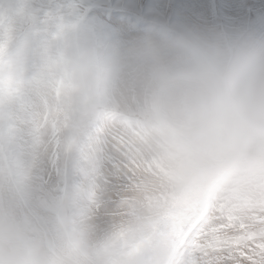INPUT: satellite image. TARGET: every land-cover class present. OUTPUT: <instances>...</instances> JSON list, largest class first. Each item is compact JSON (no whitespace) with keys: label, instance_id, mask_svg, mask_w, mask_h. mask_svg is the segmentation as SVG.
Masks as SVG:
<instances>
[{"label":"clouds","instance_id":"1","mask_svg":"<svg viewBox=\"0 0 264 264\" xmlns=\"http://www.w3.org/2000/svg\"><path fill=\"white\" fill-rule=\"evenodd\" d=\"M76 29L58 11L0 0V76L63 109L58 149L81 174L73 197L41 198V215L22 192L53 145L0 160V264H155L170 252L153 234L169 205L264 207V36L181 26L100 47Z\"/></svg>","mask_w":264,"mask_h":264},{"label":"rangeland","instance_id":"2","mask_svg":"<svg viewBox=\"0 0 264 264\" xmlns=\"http://www.w3.org/2000/svg\"><path fill=\"white\" fill-rule=\"evenodd\" d=\"M9 1L26 3L40 10H55L70 17L77 24L74 40H95L100 47H106L117 39H135L167 27L181 26H194L203 31L224 30L264 36V0ZM32 27H42V24L39 21L35 26L18 23L17 35L23 36ZM2 77L7 76H0V83L7 81V84H20ZM39 97L40 108L35 113L38 119L30 121L33 128L30 135L20 137L12 124L4 128L0 122V160L9 156L31 155L37 151L34 145H41L45 139L53 145L36 156L31 169V181L22 192L26 208L46 215V211L40 207L41 198L60 202L73 197L81 174L75 154L58 149L69 127L67 114L50 102L48 97ZM29 101L33 103L30 97ZM42 105L45 111L40 122ZM111 180L108 194L114 197L122 185L115 177ZM152 206L159 208L161 205L157 201ZM260 208L259 205L249 208L246 216H240L220 208L213 212L215 208L169 205L155 218L153 234L162 240L159 228L164 226L166 245L170 252L166 256L149 259L155 260V264H161L162 261L163 264H253L264 251V212ZM106 220L103 212L97 216L100 226Z\"/></svg>","mask_w":264,"mask_h":264},{"label":"bare ground","instance_id":"3","mask_svg":"<svg viewBox=\"0 0 264 264\" xmlns=\"http://www.w3.org/2000/svg\"><path fill=\"white\" fill-rule=\"evenodd\" d=\"M9 2H11V1H9ZM40 3H42V2H40ZM34 4H35V2H34ZM37 5H38V3H37ZM129 40H133L132 37H130ZM36 66H37V61H36L35 57L29 58V60L27 61L26 65H25L26 69L32 68L31 70L27 71L29 73L34 72ZM2 78H4V80L5 79H9L11 81L14 80L11 77L10 78L9 77H2ZM6 82L3 84L0 83V122L2 123V126L4 128H7V126L9 127L10 124H12L14 127V130L16 131L18 136H20V137H23L25 135H30L32 133V130H33V128L31 127L30 121L33 118L38 119L37 115H35V113L40 108V104L38 102V101H40L39 100L40 97H39V95L29 93L28 91H26L24 89V87L21 84H19L17 82H8L10 85L7 84ZM29 97L31 100L33 99V103H31V101H29ZM42 97H44L45 99L47 98L46 95H42ZM44 111H45V106L42 105L41 106V112L39 113V114H42V116L40 115V117H41L40 122L42 121ZM56 202H58L57 199H56ZM261 210L264 212V207L260 208V211ZM216 211H217V208H215L213 210V212H216ZM169 219H170V217H169ZM159 225H161V224H159ZM164 232H165L164 226L161 225V227L159 228V235H161L162 241L166 242V240H165L166 234H164ZM158 238L160 240V236Z\"/></svg>","mask_w":264,"mask_h":264},{"label":"snow or ice","instance_id":"4","mask_svg":"<svg viewBox=\"0 0 264 264\" xmlns=\"http://www.w3.org/2000/svg\"><path fill=\"white\" fill-rule=\"evenodd\" d=\"M264 248V246H262ZM253 264H264V251L261 252L258 259L254 260Z\"/></svg>","mask_w":264,"mask_h":264}]
</instances>
